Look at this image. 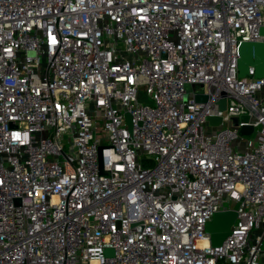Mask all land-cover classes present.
Returning <instances> with one entry per match:
<instances>
[{"label": "built area", "instance_id": "built-area-1", "mask_svg": "<svg viewBox=\"0 0 264 264\" xmlns=\"http://www.w3.org/2000/svg\"><path fill=\"white\" fill-rule=\"evenodd\" d=\"M262 25L264 0H0V264H264Z\"/></svg>", "mask_w": 264, "mask_h": 264}, {"label": "water", "instance_id": "water-1", "mask_svg": "<svg viewBox=\"0 0 264 264\" xmlns=\"http://www.w3.org/2000/svg\"><path fill=\"white\" fill-rule=\"evenodd\" d=\"M260 32L263 35V39L259 41H242L240 44V57L238 60L239 75L245 76L248 74L250 67L254 66L255 75L258 77L264 76V25L261 26ZM201 84H193L192 87L197 89ZM210 95L207 93H196L195 99L197 101H208ZM220 108L225 109L227 105L226 97L218 101ZM129 121L131 122V115L128 113ZM249 119L248 114L242 116H234L233 120L235 124H239L240 121H247ZM208 120L212 124H219L222 121V116L213 115L209 116ZM252 125H243L240 129L241 134L248 135L253 131ZM102 166V157H100ZM242 198L236 203L234 208L217 211L212 220H210L206 229L211 233L212 245H221L224 239L227 237L230 231L231 224L235 221L238 212L237 209L241 204ZM112 249H108L110 252Z\"/></svg>", "mask_w": 264, "mask_h": 264}, {"label": "rangeland", "instance_id": "rangeland-1", "mask_svg": "<svg viewBox=\"0 0 264 264\" xmlns=\"http://www.w3.org/2000/svg\"><path fill=\"white\" fill-rule=\"evenodd\" d=\"M140 99H141L142 101L147 102V103L153 104V100L150 98V96H149L147 93H145V90H144V89H142V90L140 91ZM244 143H245V142L242 141V144H244Z\"/></svg>", "mask_w": 264, "mask_h": 264}]
</instances>
